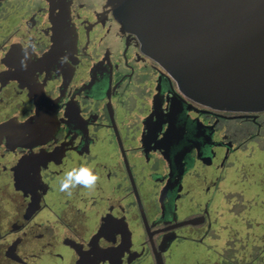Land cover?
Segmentation results:
<instances>
[{
    "label": "flooded vegetation",
    "instance_id": "flooded-vegetation-1",
    "mask_svg": "<svg viewBox=\"0 0 264 264\" xmlns=\"http://www.w3.org/2000/svg\"><path fill=\"white\" fill-rule=\"evenodd\" d=\"M263 132L264 111L216 110L180 93L107 0H0V184L27 185L37 199L18 232L44 212L77 236L74 216L86 218L97 236L81 241L79 264L89 250L91 264H157L156 254L162 264H264V234L243 263L207 240L226 164ZM82 164L98 174L95 189L59 191ZM189 220L198 222L179 225ZM110 233L131 243L115 259L102 245Z\"/></svg>",
    "mask_w": 264,
    "mask_h": 264
},
{
    "label": "water",
    "instance_id": "water-1",
    "mask_svg": "<svg viewBox=\"0 0 264 264\" xmlns=\"http://www.w3.org/2000/svg\"><path fill=\"white\" fill-rule=\"evenodd\" d=\"M107 2L123 30L137 37L141 51L185 97L221 111H264V0ZM181 166L166 188L177 186ZM95 251L89 250L81 264L97 260L90 256ZM156 258L162 264L160 254Z\"/></svg>",
    "mask_w": 264,
    "mask_h": 264
},
{
    "label": "rangeland",
    "instance_id": "rangeland-1",
    "mask_svg": "<svg viewBox=\"0 0 264 264\" xmlns=\"http://www.w3.org/2000/svg\"><path fill=\"white\" fill-rule=\"evenodd\" d=\"M231 158L234 162L226 164L217 197L221 201L216 210L220 224L207 240H211L209 244L222 256L243 263L257 257L263 245L264 132L256 140L245 143ZM202 189L197 188L195 193ZM30 193V188L21 183L0 184V264H79L85 250L81 241L97 236L87 231L84 226L87 220L81 214L74 216L77 236L59 231L55 221L44 212L25 230L16 231L22 216L24 220L32 218L37 208V199L29 198ZM130 244L110 233L102 245L107 257L115 259Z\"/></svg>",
    "mask_w": 264,
    "mask_h": 264
},
{
    "label": "clouds",
    "instance_id": "clouds-1",
    "mask_svg": "<svg viewBox=\"0 0 264 264\" xmlns=\"http://www.w3.org/2000/svg\"><path fill=\"white\" fill-rule=\"evenodd\" d=\"M99 181V176L90 165H80L64 173L59 181V191L72 194V190L77 187H83L94 190Z\"/></svg>",
    "mask_w": 264,
    "mask_h": 264
}]
</instances>
